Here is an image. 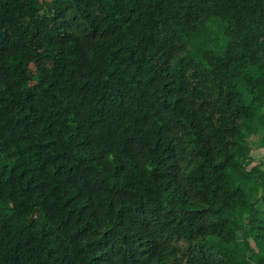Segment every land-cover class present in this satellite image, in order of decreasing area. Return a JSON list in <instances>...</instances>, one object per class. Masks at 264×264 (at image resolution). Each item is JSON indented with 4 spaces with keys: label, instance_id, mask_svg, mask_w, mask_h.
Wrapping results in <instances>:
<instances>
[{
    "label": "trees",
    "instance_id": "16d2710c",
    "mask_svg": "<svg viewBox=\"0 0 264 264\" xmlns=\"http://www.w3.org/2000/svg\"><path fill=\"white\" fill-rule=\"evenodd\" d=\"M264 0H0V264H264Z\"/></svg>",
    "mask_w": 264,
    "mask_h": 264
},
{
    "label": "rangeland",
    "instance_id": "374dc122",
    "mask_svg": "<svg viewBox=\"0 0 264 264\" xmlns=\"http://www.w3.org/2000/svg\"><path fill=\"white\" fill-rule=\"evenodd\" d=\"M249 143L253 148V152H252L253 157L256 160L264 159V147H260V145L255 144L252 140Z\"/></svg>",
    "mask_w": 264,
    "mask_h": 264
}]
</instances>
